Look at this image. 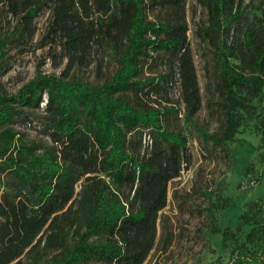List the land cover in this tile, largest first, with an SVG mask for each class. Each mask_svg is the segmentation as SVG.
<instances>
[{
    "label": "trees",
    "instance_id": "obj_1",
    "mask_svg": "<svg viewBox=\"0 0 264 264\" xmlns=\"http://www.w3.org/2000/svg\"><path fill=\"white\" fill-rule=\"evenodd\" d=\"M207 9L208 25L196 36L213 51L217 83L211 89L222 113L221 133L199 130L203 139L227 149L247 119H256L263 132L264 111L254 104L264 94V0L260 16L229 41L243 17L239 0H198ZM164 2L178 14L176 22H153L149 10ZM17 20L0 40L1 56L9 41L17 48L33 42L41 12L50 14L39 48L61 47L68 60L62 76L38 73L17 93L0 92V264H21L24 254L42 243L57 247L61 222L77 216L76 185L84 178L85 231L53 264H82L90 259L107 264H143L155 246L160 212L167 206L168 184L191 161L187 138L167 129L170 112L152 101L160 89L154 78L142 79L151 51L170 53L180 76L181 101L193 120L202 98L188 41L187 0H0ZM108 43L120 53L112 79L92 86L68 79L75 62L93 44ZM0 56V57H1ZM134 90L136 103L118 94ZM47 135L51 146L26 140L16 124L41 108L44 96ZM174 110V108H172ZM144 133L151 149L141 155ZM131 135V137H130ZM138 139L139 144L134 142ZM106 173L133 196L108 192L97 175ZM250 227L245 241L239 233ZM222 233L230 259L214 264H264V201L251 203L234 231ZM105 234L99 243L91 236Z\"/></svg>",
    "mask_w": 264,
    "mask_h": 264
},
{
    "label": "rangeland",
    "instance_id": "obj_2",
    "mask_svg": "<svg viewBox=\"0 0 264 264\" xmlns=\"http://www.w3.org/2000/svg\"><path fill=\"white\" fill-rule=\"evenodd\" d=\"M244 15L235 23L229 41L235 39L242 30L260 16V0H239ZM185 19L188 25V41L196 69L201 109L193 120L187 118L185 105L181 101L180 76L177 64L170 53L151 51L150 58L144 61L141 78H154L160 89L153 93L152 101L159 108L170 112L163 116L165 127L183 134L188 141L191 154L190 163L181 174L168 184L167 206L160 212L158 232L154 248L143 264H214L219 259H230L229 248H224L222 233L226 228L236 230L241 217L253 202L264 201V139L256 119H247L240 127L236 140L227 149L207 143L199 130L211 134L221 133L222 113L217 106L210 107L209 101L215 100L211 89L217 83V69L214 55L207 41L196 36V31L208 25V12L198 0H187ZM50 14L43 11L36 19L38 33L33 42L22 48L15 44H5L0 51V92L15 94L38 73L62 76L68 60L60 56L61 47L42 44L41 37L47 30ZM148 19L153 22H176L178 14L172 4L164 2L149 10ZM17 20L7 15L6 8L0 4V40L8 25L14 26ZM120 53L106 43H95L87 54L75 62L68 73L71 81H80L92 86H101L110 81L119 66ZM118 97L135 104L134 90L118 94ZM47 95L38 110L30 111L29 118L16 124L26 140L51 146L47 135L45 103ZM254 104L264 111V94ZM174 108V110L172 109ZM131 137V135H130ZM134 142L139 144L137 138ZM151 149L148 133H144L141 155ZM108 192L116 193L123 199L133 196L130 188L120 187L111 176L98 173ZM89 183L81 179L76 185L77 216L72 221L61 222L57 247L51 248L42 243L22 256L21 264H53L62 257L66 248L77 242L78 234L85 231V210L82 209L84 191ZM1 221V218H0ZM250 227H243L239 233L245 241ZM105 234L91 236L89 242L104 241ZM82 264H107L90 259Z\"/></svg>",
    "mask_w": 264,
    "mask_h": 264
}]
</instances>
